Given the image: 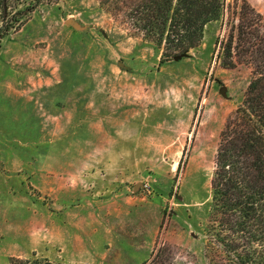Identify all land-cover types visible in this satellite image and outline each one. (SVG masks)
<instances>
[{"label": "rangeland", "instance_id": "rangeland-1", "mask_svg": "<svg viewBox=\"0 0 264 264\" xmlns=\"http://www.w3.org/2000/svg\"><path fill=\"white\" fill-rule=\"evenodd\" d=\"M227 32L210 22L161 64L162 48L99 0H45L2 40L0 264H141L154 248L161 264H225L211 180L252 78L220 63Z\"/></svg>", "mask_w": 264, "mask_h": 264}, {"label": "trees", "instance_id": "trees-1", "mask_svg": "<svg viewBox=\"0 0 264 264\" xmlns=\"http://www.w3.org/2000/svg\"><path fill=\"white\" fill-rule=\"evenodd\" d=\"M99 1L108 12L122 13L137 34L162 48L161 64L198 47L210 22L222 21L228 28L216 40L217 57L225 68L248 65L252 78L243 102L227 117L220 134L208 233L226 253L225 264H264V15L248 0ZM44 2L0 0V48L2 40ZM156 251L141 264H161V250ZM9 264L74 263L34 254L11 257Z\"/></svg>", "mask_w": 264, "mask_h": 264}, {"label": "water", "instance_id": "water-1", "mask_svg": "<svg viewBox=\"0 0 264 264\" xmlns=\"http://www.w3.org/2000/svg\"><path fill=\"white\" fill-rule=\"evenodd\" d=\"M66 23H67L68 25H71V26L75 27L76 29H82V27L80 26L79 22L76 21L74 18H69V19L66 21ZM176 59H179V58H176ZM121 65H123V64L121 63ZM221 91L224 92V91H225V88H223ZM137 187H138V185L136 186V188H137Z\"/></svg>", "mask_w": 264, "mask_h": 264}, {"label": "crops", "instance_id": "crops-1", "mask_svg": "<svg viewBox=\"0 0 264 264\" xmlns=\"http://www.w3.org/2000/svg\"><path fill=\"white\" fill-rule=\"evenodd\" d=\"M127 237H129V236H127ZM130 239V238H129ZM135 238H133V240H134Z\"/></svg>", "mask_w": 264, "mask_h": 264}]
</instances>
